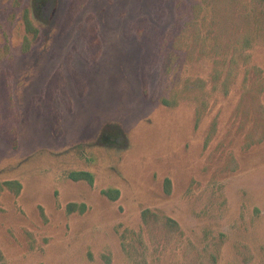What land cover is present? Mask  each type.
<instances>
[{
	"label": "rangeland",
	"instance_id": "1",
	"mask_svg": "<svg viewBox=\"0 0 264 264\" xmlns=\"http://www.w3.org/2000/svg\"><path fill=\"white\" fill-rule=\"evenodd\" d=\"M0 264H264V0H0Z\"/></svg>",
	"mask_w": 264,
	"mask_h": 264
},
{
	"label": "trees",
	"instance_id": "2",
	"mask_svg": "<svg viewBox=\"0 0 264 264\" xmlns=\"http://www.w3.org/2000/svg\"><path fill=\"white\" fill-rule=\"evenodd\" d=\"M26 31L27 32H30L32 34H35L36 33V30H34V29L31 28V25L29 24V22H26Z\"/></svg>",
	"mask_w": 264,
	"mask_h": 264
}]
</instances>
